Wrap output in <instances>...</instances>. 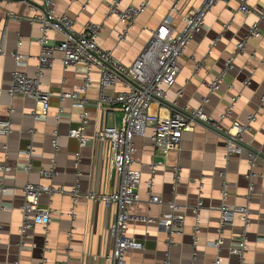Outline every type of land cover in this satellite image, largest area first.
Returning <instances> with one entry per match:
<instances>
[{
	"label": "crops",
	"instance_id": "crops-1",
	"mask_svg": "<svg viewBox=\"0 0 264 264\" xmlns=\"http://www.w3.org/2000/svg\"><path fill=\"white\" fill-rule=\"evenodd\" d=\"M112 1L55 0V12L74 18L76 30L87 21L100 24L98 43L129 65L140 55L152 30L171 13L176 0H151L123 37L125 25L117 16L107 15V4ZM142 1L121 0L119 7ZM241 2L221 1L207 12L206 27L193 34L178 61L180 73L166 87V100L152 108L162 114L185 106L201 108L208 121L199 120L194 130L184 132L180 148L166 155L155 150L152 127L133 138L135 167L140 168L142 180L140 198L129 208L133 219L128 232L143 246L130 249L125 264H215L217 258L222 264H264V0H248L249 14L240 10ZM200 3L181 0L179 12L173 13L175 28L181 29L183 17ZM40 11V6L23 0H0V88L4 90L0 96V186L4 188L0 190V264H42L43 260L45 264H110L104 256L114 244L109 227L116 218V206L107 208L85 197L75 203L70 192L74 188L82 194L117 189L120 180L110 168V145L95 136L106 126H121L120 106L99 107V71L88 72L82 64L64 67L59 51L52 68L41 76L42 89L53 93L44 117L35 118L38 104L33 98L7 91L15 70L30 76L38 71L41 29L31 18ZM256 22L260 37L249 34ZM50 36L60 37L53 32ZM244 39L246 48L239 51L238 44ZM15 51L28 57L25 65L16 64ZM198 62L204 65L196 70ZM215 76H222L223 84L208 94L203 81ZM87 77L91 84L83 95L89 111L85 136L90 141L82 145L69 133L79 126L83 107L61 98L60 93L82 86ZM126 88L118 83L107 92L115 95ZM228 108L230 114L223 117ZM234 121L244 126L237 141L241 145L238 153L228 151ZM30 149L31 154L27 153ZM41 168H54L56 175L51 180L42 178ZM27 182L53 185L64 192L40 196L42 206L52 211V221L46 228L39 224L27 228L22 236L21 207ZM154 195L162 201L152 202ZM171 201L178 206L176 212L185 216V225L173 244H168L163 226L136 218L166 216L172 211ZM222 205L245 211L222 224ZM241 234L248 240L242 257L230 250ZM219 237L224 240L220 247L214 244Z\"/></svg>",
	"mask_w": 264,
	"mask_h": 264
},
{
	"label": "built area",
	"instance_id": "built-area-1",
	"mask_svg": "<svg viewBox=\"0 0 264 264\" xmlns=\"http://www.w3.org/2000/svg\"><path fill=\"white\" fill-rule=\"evenodd\" d=\"M31 6H40V13L31 18V21L38 24L41 29V36L38 42L41 47V53L38 56V71L36 75L30 76L26 72L15 70L13 74V83L7 90L12 96H25L33 98L38 109L34 112L36 119L44 117L50 106V98L52 92L44 90L41 87V76L45 69L52 68L56 59V52L62 53V63L64 67L76 66L82 64L87 67L88 72L91 69L99 71V96L97 103L99 107L104 105L120 106L123 117L121 126H106L96 132V140L108 142L110 145V168L111 171L118 176L120 182L116 190L112 192H95L88 191L85 194L79 192L78 188H74L70 194L74 202L77 203L82 197L88 198L94 202H100L105 207L115 205L117 208L116 218L109 227V233L113 238L114 244L112 251L104 256L110 264H125L126 254L132 248L143 246L131 236L129 230V220L133 216L129 213V208L140 198L138 189L142 180V172L140 168L135 167V159L133 157L135 147L133 138L135 135L144 134L148 127L153 128V145L155 150L162 155H166L172 150H178L181 146L183 134L186 131L194 130L199 120L208 121V117L202 113L201 108L192 109L189 106L173 109L168 114L154 112V104L163 105L166 100V87L172 86L179 73L180 66L178 61L184 54L189 41L193 34L206 27L205 16L211 8L218 2L227 0H201V3L190 9L183 17V27L175 28L173 25V13L179 12V3L176 0L171 8V13L152 30L151 37L140 55L129 65L122 63L111 50L103 48L98 43V35L102 26L91 21L83 24L81 30H76L75 19L67 14L57 15L55 12V0H23ZM121 0H113L107 4L108 16H117L119 22L125 25V31L122 37L132 28L137 18L143 14L148 8L151 0H143L138 5H129L124 9L119 7ZM240 10L249 14L252 10L248 0H242ZM58 34L59 38H53L50 33ZM250 36H261L258 23H254L250 30ZM21 44V41H19ZM246 48V39L238 44V50L242 51ZM211 53V50L208 54ZM16 64L25 65L27 56L20 54L18 51L13 52ZM231 61L228 67H231ZM203 62L196 64V70L202 67ZM91 79L86 78V82L71 92H61V98H70L83 107L79 115L80 124L77 128L70 130V136L80 140L82 145L88 144L90 139L85 136V129L89 120V111L86 108L87 100L85 94L87 87L90 86ZM118 83L126 85V89L115 95L108 94V89ZM223 84L222 76H215L210 80L203 81V85L207 88L208 94L221 88ZM4 92L0 88V96ZM181 91L178 92L180 94ZM208 97L204 98L206 102ZM235 101V99L233 98ZM264 100V99H263ZM231 108V107H230ZM228 108L223 115L227 117L230 114ZM62 110L58 114V118L62 115ZM6 128H10L6 124ZM232 128L235 129L232 138L229 140L228 151L240 152L241 145L237 143L241 139V132L244 126L234 121ZM56 135L57 131L55 132ZM56 145V139L54 141ZM31 154V149L27 152ZM77 164L80 156L76 155ZM30 169V163L26 166ZM8 171L7 166L1 168ZM56 175L54 168L40 169V176L51 180ZM154 185L153 180L150 181L149 188ZM0 190H4L0 186ZM50 195L63 193L62 188L53 185L34 184L27 182L24 186V203L21 207L23 214V222L20 232L24 236L27 228L35 225H42L46 228L52 221V211L49 207L41 204L40 196L43 193ZM227 191H224L225 195ZM151 201L155 203L161 202L159 196H151ZM169 205L172 211L166 216L160 218L137 217L147 222H158L168 232V244H173L174 236L183 232L185 225V216L176 212L177 204L171 201ZM221 223L232 222L238 211L244 213V209H229L222 205ZM245 223L247 222L244 216ZM196 231L198 226L196 225ZM71 239V237H70ZM1 241V239H0ZM223 238L219 237L214 244L220 247L223 244ZM248 248V240L245 234L239 235L233 240L230 250L243 256ZM45 264V260L42 261ZM215 264H222L221 259L217 258Z\"/></svg>",
	"mask_w": 264,
	"mask_h": 264
}]
</instances>
